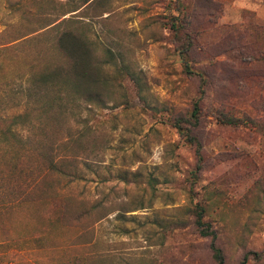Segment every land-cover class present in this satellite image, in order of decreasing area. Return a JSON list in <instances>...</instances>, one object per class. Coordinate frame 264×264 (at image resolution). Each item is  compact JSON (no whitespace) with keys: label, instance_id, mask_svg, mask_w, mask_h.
I'll return each mask as SVG.
<instances>
[{"label":"rangeland","instance_id":"obj_1","mask_svg":"<svg viewBox=\"0 0 264 264\" xmlns=\"http://www.w3.org/2000/svg\"><path fill=\"white\" fill-rule=\"evenodd\" d=\"M71 28L109 97L60 115L27 89ZM0 130V264H216L198 206L225 264H264V0H0Z\"/></svg>","mask_w":264,"mask_h":264},{"label":"trees","instance_id":"obj_2","mask_svg":"<svg viewBox=\"0 0 264 264\" xmlns=\"http://www.w3.org/2000/svg\"><path fill=\"white\" fill-rule=\"evenodd\" d=\"M88 0H84L86 3ZM66 20V19H65ZM177 31L179 28L176 26ZM182 43V39H180ZM183 47V46H181ZM56 49L64 58L63 63L47 66L41 72L35 73L30 80V86L27 89L29 98L33 103L43 104L44 101L47 112L51 109L62 110L70 107L72 104L75 109H79L82 102L90 104L103 103L109 94H103L99 88L104 83L98 74L100 64L95 58V48L86 42L81 32L76 29L62 31L56 39ZM184 56L185 68L193 72V62L188 58L191 49L181 51ZM205 70V71H204ZM198 74L208 76L207 66H200L197 69ZM195 72V71H194ZM239 86L247 85L240 77L237 78ZM206 90L203 89V95L195 103L190 117L186 124L178 123L177 128L196 148L198 156L197 170L203 168V142L201 140L200 129L202 127V101ZM52 93V94H51ZM50 97V98H49ZM56 112V111H55ZM15 124L22 123L26 116H15ZM241 119V118H238ZM230 123H236L237 120H229ZM2 132V130H0ZM55 165V164H53ZM53 167V166H52ZM205 208L198 206L196 210L195 226L203 237L211 238L210 249L216 264H225V256L222 248L218 245V234L211 224L204 219ZM250 254V253H249ZM248 260V254L244 257ZM242 264H245L242 262Z\"/></svg>","mask_w":264,"mask_h":264}]
</instances>
